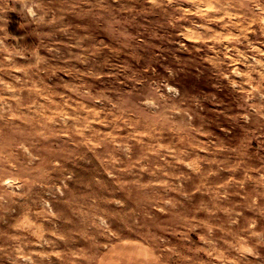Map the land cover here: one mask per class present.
Wrapping results in <instances>:
<instances>
[{"label":"rangeland","instance_id":"rangeland-1","mask_svg":"<svg viewBox=\"0 0 264 264\" xmlns=\"http://www.w3.org/2000/svg\"><path fill=\"white\" fill-rule=\"evenodd\" d=\"M27 2L0 0V264H264V0Z\"/></svg>","mask_w":264,"mask_h":264},{"label":"clouds","instance_id":"clouds-1","mask_svg":"<svg viewBox=\"0 0 264 264\" xmlns=\"http://www.w3.org/2000/svg\"><path fill=\"white\" fill-rule=\"evenodd\" d=\"M24 7L27 8L28 12L30 15H32L33 17L36 16V12L33 11V8L29 6L27 0H25V3H24ZM150 106H153V105H150Z\"/></svg>","mask_w":264,"mask_h":264}]
</instances>
